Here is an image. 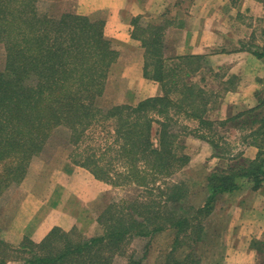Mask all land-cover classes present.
Masks as SVG:
<instances>
[{
    "label": "trees",
    "instance_id": "16d2710c",
    "mask_svg": "<svg viewBox=\"0 0 264 264\" xmlns=\"http://www.w3.org/2000/svg\"><path fill=\"white\" fill-rule=\"evenodd\" d=\"M13 1L0 0V42L5 50V66L0 71V196L12 182L24 178L45 142L64 127L74 147L73 163L113 186H133L149 195L155 188L160 197L150 215L145 202L137 207L132 201L123 200L122 206L111 201L96 218L102 229L97 235L53 227L39 243L24 236L17 247L0 238V264H111L118 252L124 253L122 241L166 228L174 230L181 249L190 244L188 236L193 245L195 232L203 228L201 219L194 221L195 213L210 208L219 195L238 190L241 181L252 189L264 182V97H258L255 107L227 119H210L206 113L213 92L191 80L207 66L205 55L167 57L160 29L139 24L133 35L144 47L143 74L157 81L162 92L135 104L101 106L98 98L117 54L103 34V21L63 12L57 19L45 14L41 27L34 21L37 10L33 6L19 12ZM24 13L31 15L24 17ZM253 52L264 57V52ZM179 113L197 121L190 132L214 146L220 137L214 138L217 133L212 125L230 123L246 130V142L256 147L253 158L239 162L234 156L233 165L206 175L208 194L198 207L185 205L188 193L182 183L167 189L157 185L160 178L189 161L180 133L173 127V114ZM102 122H108L106 130L112 137L106 152L79 150L87 130ZM167 260L171 264L200 262L193 251L181 259L172 254ZM127 264L142 262L131 254Z\"/></svg>",
    "mask_w": 264,
    "mask_h": 264
},
{
    "label": "rangeland",
    "instance_id": "374dc122",
    "mask_svg": "<svg viewBox=\"0 0 264 264\" xmlns=\"http://www.w3.org/2000/svg\"><path fill=\"white\" fill-rule=\"evenodd\" d=\"M192 1H178L181 7L180 18L179 20L175 18V21L188 19L185 15L188 14L187 7ZM13 2L19 12L33 6L37 10L34 21L37 19L41 27L45 24V14L56 19L63 12L85 15L91 20H98L103 16L102 12L94 10L96 0H14ZM214 14L217 21L223 25L222 28H217L222 40L207 49L204 54L207 66L192 75L191 80L206 91L213 92L209 94L213 97L210 98L206 115L218 121L255 107L258 104V97H264V57H257L253 52H264V0H229L225 4H220ZM26 15L31 13H24V17H28ZM230 53L231 57L219 58L221 54ZM127 54V50L119 51L109 66L107 85L105 83L106 87L98 98L101 106L135 104V94L130 96L132 93L125 91V87L120 82L118 72L121 66L118 64L116 67L113 66L117 61L122 62V58H126ZM252 55L259 60H254ZM4 66L5 50L0 42V71H3ZM228 91L231 93H227ZM173 120L176 121L173 127L180 133L183 151L189 156V161L175 173L160 178L157 185L160 189H167L171 184L182 183L188 193L185 205L198 207L204 203L208 194L206 175L215 169L233 165L234 156H238L239 162L253 158L256 147L246 142L247 132L238 125L214 123L211 127L217 133L214 138L220 137L218 146H214L209 140L200 138L195 132H190L197 127V121L182 113L173 114ZM107 123L102 122L89 128L79 150L88 148L90 151L95 150L98 155L106 152L107 145L112 139L106 130L109 128ZM202 130L204 133L209 131L208 127ZM68 138L65 128L59 127L45 142L41 154L32 160L24 178L18 183L12 182L3 190L0 196V238L2 237L13 247H17L18 243L12 242L8 232L3 231L14 215L21 214L23 217L30 215L37 198L43 201L38 211L39 215H44L51 207L59 211L62 206L60 200L66 194V190L61 186L62 179L70 172L71 167H81L71 160L74 147L69 144ZM78 185V183L73 184L76 189H79ZM240 185L238 191L233 194L219 195L210 208L202 209L199 213H195V216L194 213L190 214L195 217L194 221L201 219L203 223V228L195 232L197 241L193 245L188 236L187 242L190 244L178 249L174 230L166 228L153 235L132 236L122 241L120 249L124 250L125 254L118 252L111 264H127V255L131 254L140 258L142 264H165L172 254L181 259L190 251L199 258L198 264H224L226 248L232 245L234 240V235H230L232 226L230 222H233L234 216L239 212L238 202L241 196L246 190L252 189L251 184L246 181H241ZM152 192L149 195L146 190L142 191L133 186L116 187L103 181L100 187L90 192L92 196L85 207H81L73 198L67 200L64 204L65 210L61 209L59 212L80 217V220L71 228H59L84 236L100 234L102 229L96 218L111 201L121 202L120 206L124 205L123 200L132 201L137 207L141 202H145L144 204L149 206V212L146 214L150 215L156 208L155 201L160 197L159 191L155 188ZM184 235L181 234L180 238H185ZM8 264L20 263L9 261ZM168 264L171 262L168 261Z\"/></svg>",
    "mask_w": 264,
    "mask_h": 264
},
{
    "label": "crops",
    "instance_id": "0c3cea01",
    "mask_svg": "<svg viewBox=\"0 0 264 264\" xmlns=\"http://www.w3.org/2000/svg\"><path fill=\"white\" fill-rule=\"evenodd\" d=\"M178 1L96 0L94 10L103 14L100 20L104 23V36L117 53L122 50L128 52L126 58H122V62L119 63L118 58L113 66H121L118 72L120 82L125 91L132 93L130 96L135 94V103L144 98L160 95L162 92L157 81L146 78L143 74L144 47L141 39L133 35L137 25L154 27L153 31L160 29L167 57L205 54L209 47L222 40L217 28H222L223 25L217 21L214 11L220 4H225L229 0H193L187 7L188 14L185 16L188 19L181 22L175 21V18L178 20L180 18L181 7ZM161 26L163 28H160ZM231 56V53L221 54L219 58ZM252 58L259 60L254 56ZM69 171L62 179L61 186L66 190V194L61 197L62 206L59 211L65 210L64 204L70 198L80 203L81 207H85L92 196L90 192L103 184V181L96 179L84 167H71ZM74 183L79 184V189L73 186ZM236 191L238 190L227 194ZM238 204L239 212L234 216L233 222H230L232 225L230 235H234V240L233 244L226 248L224 264H264V182L257 189L246 190ZM42 205L43 201L37 198L30 215L27 217L21 214L14 215L3 231L8 232L12 242L19 244L24 236L38 242L51 228L57 226L71 228L80 220V217L59 212L55 207H51L44 215H39L38 211Z\"/></svg>",
    "mask_w": 264,
    "mask_h": 264
}]
</instances>
